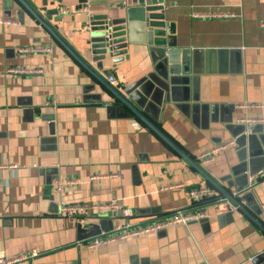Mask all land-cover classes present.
<instances>
[{
    "label": "crops",
    "instance_id": "0c3cea01",
    "mask_svg": "<svg viewBox=\"0 0 264 264\" xmlns=\"http://www.w3.org/2000/svg\"><path fill=\"white\" fill-rule=\"evenodd\" d=\"M80 1L0 0V258L35 252L15 264H264V234L246 214L236 210L216 216L209 204L202 207L209 218L188 226L93 251L84 247L117 222L148 221L187 209L184 188L205 185L222 194L114 96L106 85L109 76L116 80L113 88L147 120L159 114L155 125L216 184L235 190L230 179L238 164L234 144L205 165L197 158L233 142L227 125L264 124V0H151V6L163 9L156 15H163L177 46L198 58V103L193 108L190 101L186 114L176 107L182 103H163L156 94L160 79L136 28L125 54H103L91 42L90 17L97 23L105 15L129 18L125 11L137 8L132 1L88 0L90 16L80 10ZM136 15L129 23L139 25ZM43 45L52 51H20ZM8 68L36 72L8 74ZM184 87L175 84L176 98ZM186 88L192 96L191 80ZM62 180L75 183L56 190ZM248 192L251 202L240 200V205L264 226V178ZM106 202H117L129 217L70 218L58 212L60 205Z\"/></svg>",
    "mask_w": 264,
    "mask_h": 264
},
{
    "label": "water",
    "instance_id": "95a60500",
    "mask_svg": "<svg viewBox=\"0 0 264 264\" xmlns=\"http://www.w3.org/2000/svg\"><path fill=\"white\" fill-rule=\"evenodd\" d=\"M21 1V0H20ZM133 7L132 10H126L125 15L129 18H108V15L103 17L102 22H95V18L87 25L89 29L87 32L91 36V42L95 48L103 51V54L109 56H116L119 50L127 51L131 43V33L133 28L141 34L144 45L147 46V53L151 58L153 70L160 79L157 82L156 94L163 100V103L177 102L182 103L176 107L182 113L186 114L187 105L192 101L193 108L198 103V97L195 93V83L199 81L200 69H198V58L195 57V52L190 51L188 48H181L177 46L176 39L168 32L166 22L163 15L160 17L156 15L157 12L162 13L163 9L159 5L151 6V0H131ZM90 4L88 0L80 1V6ZM37 19V21L47 30L52 38L58 42L78 63H80L86 70H92L73 52L67 43L53 30V28L43 20L38 14L33 11L28 4H23ZM133 12H137L140 23L131 24L129 20L133 16ZM122 24L120 28L117 25ZM111 33V40L106 38V34ZM221 51V50H220ZM93 72V71H92ZM91 72V73H92ZM191 80L192 96L188 95L187 82ZM181 83L184 85V94L181 97H175V84ZM109 90L123 102L128 108L154 133L160 138L171 150L180 156L189 166H191L200 176L210 183L214 188L221 192L223 197L230 199L237 207V210L246 214L248 219L264 234V226L256 220L252 215L245 212L244 208L240 205V200L251 202L252 194L248 192L249 177L255 176L259 171L264 170V124L255 125H227L226 128L231 134L233 139L235 151L237 153L238 164L231 169V176L235 191L239 197L234 198L230 192L221 188L214 182L208 174L201 168V166L187 156L170 138H168L156 125L157 116L152 119L153 122L147 120L140 112H138L127 100L110 85L106 83ZM161 100V104H162ZM190 107V106H189ZM249 206V205H248ZM254 214L256 211H254ZM263 256L254 258L253 261H260Z\"/></svg>",
    "mask_w": 264,
    "mask_h": 264
},
{
    "label": "built area",
    "instance_id": "2783aa9c",
    "mask_svg": "<svg viewBox=\"0 0 264 264\" xmlns=\"http://www.w3.org/2000/svg\"><path fill=\"white\" fill-rule=\"evenodd\" d=\"M80 10L89 15V5L85 3L80 7ZM90 16V15H89ZM91 20V17H90ZM89 23V22H88ZM89 29V25L87 26V30ZM106 38L111 40V33L108 32L106 34ZM23 53H36V54H48L52 51L51 45H43V46H33L20 49ZM8 74H24V73H34L35 70H23L18 68H8L6 71ZM108 81L111 85L116 83V80L109 76ZM243 107L246 106H257V104H247L243 103L240 104ZM234 142H230L227 144H223L213 148L212 150H208L199 154L198 161L200 164L205 165L213 160L214 155L221 151L225 150L226 147L233 145ZM264 178V170L259 171L255 176L249 177V186L256 181L257 179ZM75 183V180H62L56 182V190H61L65 185H72ZM182 187V185H179ZM249 190V189H248ZM231 196L234 198L239 197L238 193L235 190L230 192ZM184 195L188 202V208L185 210H178L171 214L160 216L156 219H151L148 221H134L131 222L130 219L125 220L124 222L120 223L117 222L110 232L101 231L87 243H85L84 247L89 250L93 251L103 245L119 241L125 239H131L135 237H139L142 235H146L150 232H158L164 230L170 226L174 225H183L188 226L191 222H198L201 220H205L209 218V216L205 213L202 207L206 204H209L213 207L214 213L216 216L226 214L229 212H233L237 210V207L233 204V202L221 195H219L215 190L212 188L200 185L197 187H188L184 188ZM58 212L61 216L65 217H76V216H84V215H98L103 213H110V214H121L124 218L129 217V213L124 211L122 207L117 202H106V203H90V204H66L60 205L58 207ZM121 216V217H122ZM36 253L32 252L30 255H22L15 258H7L1 257L0 264H15L20 261H24L29 257L34 256Z\"/></svg>",
    "mask_w": 264,
    "mask_h": 264
}]
</instances>
